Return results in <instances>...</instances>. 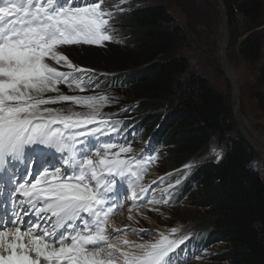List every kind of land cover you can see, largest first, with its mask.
Instances as JSON below:
<instances>
[{
    "label": "snow or ice",
    "instance_id": "snow-or-ice-1",
    "mask_svg": "<svg viewBox=\"0 0 264 264\" xmlns=\"http://www.w3.org/2000/svg\"><path fill=\"white\" fill-rule=\"evenodd\" d=\"M130 4L0 0V264H183L193 258L184 255L189 236H177L178 228L138 243L119 237L148 229L109 226L123 200L130 198L132 207L167 204L180 179L163 190L168 198L153 199L151 186L140 182L157 159L155 149L122 156L133 148L114 142L120 122L102 112L112 98L60 89L83 92L95 83L94 71L74 65L61 48L120 42L111 21L131 11L123 7ZM61 102L85 111L48 106ZM210 153L217 162L223 156L214 144Z\"/></svg>",
    "mask_w": 264,
    "mask_h": 264
},
{
    "label": "trees",
    "instance_id": "trees-1",
    "mask_svg": "<svg viewBox=\"0 0 264 264\" xmlns=\"http://www.w3.org/2000/svg\"><path fill=\"white\" fill-rule=\"evenodd\" d=\"M221 1L228 23L233 25L242 16L243 32H231V37L249 33L242 40L241 54L256 58L261 40L255 30L262 24L264 0ZM120 20L131 40L124 57L128 61L104 56L115 51V45L83 48L92 53L86 59L97 68L128 73L130 88L123 95L139 102L147 127L157 128L156 141L171 147L163 168L201 160L211 144L226 143L227 152L218 163L196 168L192 177L196 190L188 204L204 210L196 225L224 244L216 261L264 264V177L250 167L256 152L237 131L230 98L191 72L189 58L179 53L188 42L186 31L173 24L164 7L147 6ZM260 82L264 84V66Z\"/></svg>",
    "mask_w": 264,
    "mask_h": 264
},
{
    "label": "rangeland",
    "instance_id": "rangeland-1",
    "mask_svg": "<svg viewBox=\"0 0 264 264\" xmlns=\"http://www.w3.org/2000/svg\"><path fill=\"white\" fill-rule=\"evenodd\" d=\"M151 5L164 7L167 11H169L171 17H173V24L179 25L186 31L188 42L180 47L179 53L189 58L191 62L190 70L192 73L199 74L200 76L207 78L217 90L225 93L226 96L230 98L237 131L241 134H243L242 129L245 131L248 143L250 142L252 144V147L256 152L255 159L258 161L257 169L262 172L264 177V84L260 82L261 69L264 66V12L261 19L262 24L255 30L257 31L258 38L261 40L260 52L256 58L251 59L248 55H242L240 52L242 40H244L249 33H244L239 38L231 37V32H237L239 35L243 32L241 25L242 16L236 17L234 24L231 25L228 23L227 13L224 12V8H221L216 0H133V8ZM226 20L227 48L225 51V59L227 68L234 77L233 82L234 84L236 83L235 87H237L239 93V103L237 106L239 121H237L235 116L236 113L234 111V86L232 85L231 78L228 77L223 69L221 59V50L226 38ZM94 46L95 45H90L88 47ZM83 48H85V46H72V50L74 52L71 53V55L76 61L79 60L78 64L95 67L93 62L86 59L87 57H91L90 55H92V53L83 51ZM126 49H129V47L126 45H120L115 51L107 53L104 56H113L115 59L121 58L123 61L127 62L128 60L124 58L125 54L128 53ZM82 55H84L85 58H82ZM97 69L105 71L101 68ZM93 76L96 83L99 85H105L107 83L106 75ZM129 87L130 86L127 85L125 88ZM122 89L123 88H120L119 90L117 89L118 92L117 90L107 91L106 94L112 98L113 102V99L119 95ZM126 90L127 89H124L122 94L126 93ZM94 94L95 93L92 95ZM126 98L131 100L133 99L131 95H127ZM129 102L117 100V108L119 109V107L126 106ZM109 105L104 107L102 112L108 114L107 111H110V115H118L116 108L110 110L111 107H109ZM135 125L148 130L152 129V126L147 127V123L143 118L136 120ZM140 137L146 140L145 137ZM140 137L136 142L137 147L139 146V142L141 140ZM147 144L148 141L146 140L145 146ZM225 146L226 143L221 145L224 149L226 148ZM150 147L154 148L152 146ZM150 147H148V149ZM170 149L171 147H168L166 150L169 152ZM145 150L146 147L142 149V151L146 152ZM152 154L156 155V157L161 154L163 158H166L160 149ZM161 163L162 161L156 160V164L160 165V171H165L166 169L163 168ZM186 174L187 173L179 172L175 178L181 180ZM203 213V209H198L188 204H181L175 209L165 211L162 215L151 214L143 223L150 229L153 227L162 228L164 226L175 225H183L188 228L194 226L195 223H198ZM126 216L127 215L122 212L119 215V218L124 219ZM122 224H125V221H123ZM216 246L217 248H220L224 246V244L220 243ZM193 264L220 263L211 260L208 262ZM222 264L228 263L224 262Z\"/></svg>",
    "mask_w": 264,
    "mask_h": 264
},
{
    "label": "water",
    "instance_id": "water-1",
    "mask_svg": "<svg viewBox=\"0 0 264 264\" xmlns=\"http://www.w3.org/2000/svg\"><path fill=\"white\" fill-rule=\"evenodd\" d=\"M216 1L221 6V8H224V6H223V4L221 3L220 0H216ZM224 12L226 13V11H224ZM226 25H227V20L225 22V35H226V38H225V41H224V44H223L222 50H221V59H222L223 69H224L225 73L228 75V77H230L229 74L227 73V64H226V59H225V51H226V48H227V43H226V40H227V29H226ZM233 92H234V99H235V108H234V111L236 113L235 116H236L237 121H239V116L237 114V106H238V103H239V98H238V95L236 94V91H235L234 87H233ZM242 132H243L245 138L247 139L245 131L243 129H242Z\"/></svg>",
    "mask_w": 264,
    "mask_h": 264
},
{
    "label": "bare ground",
    "instance_id": "bare-ground-1",
    "mask_svg": "<svg viewBox=\"0 0 264 264\" xmlns=\"http://www.w3.org/2000/svg\"><path fill=\"white\" fill-rule=\"evenodd\" d=\"M227 73L229 74V76H230V78H231V82H232V85L234 86V88H235V91H236V94L238 95L239 93H238V90H237V87H235V84H234V82H233V79H234V77H233V75L231 74V72H230V70L227 68ZM232 75V76H231Z\"/></svg>",
    "mask_w": 264,
    "mask_h": 264
}]
</instances>
